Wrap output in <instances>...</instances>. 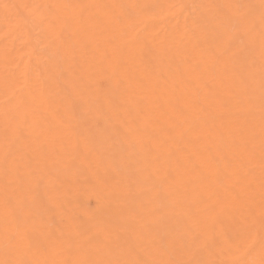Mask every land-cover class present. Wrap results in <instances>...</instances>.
Returning <instances> with one entry per match:
<instances>
[{
	"label": "bare ground",
	"instance_id": "obj_1",
	"mask_svg": "<svg viewBox=\"0 0 264 264\" xmlns=\"http://www.w3.org/2000/svg\"><path fill=\"white\" fill-rule=\"evenodd\" d=\"M260 4L0 0V260L261 264Z\"/></svg>",
	"mask_w": 264,
	"mask_h": 264
},
{
	"label": "snow or ice",
	"instance_id": "obj_2",
	"mask_svg": "<svg viewBox=\"0 0 264 264\" xmlns=\"http://www.w3.org/2000/svg\"><path fill=\"white\" fill-rule=\"evenodd\" d=\"M4 7L7 9L10 6L9 5H4ZM11 7H16V6H11ZM237 7H242V6H237ZM261 56H262V61H264V0H261ZM17 234H14L12 239H15ZM22 239L27 240V235L22 234L21 235ZM0 264H28V262L24 260H0ZM38 264V262H37ZM45 264H70L68 261H63V262H57V261H51V262H45ZM71 264H129L127 261H120V260H95V261H89V260H80V261H74L71 262ZM132 264H148V262L144 261H134ZM152 264H191V262H180V261H169V262H152ZM261 264H264V261L261 262Z\"/></svg>",
	"mask_w": 264,
	"mask_h": 264
}]
</instances>
